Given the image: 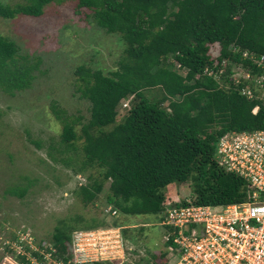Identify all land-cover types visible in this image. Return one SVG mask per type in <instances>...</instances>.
Instances as JSON below:
<instances>
[{
  "label": "trees",
  "instance_id": "obj_1",
  "mask_svg": "<svg viewBox=\"0 0 264 264\" xmlns=\"http://www.w3.org/2000/svg\"><path fill=\"white\" fill-rule=\"evenodd\" d=\"M68 1L74 0H25L15 6L0 0V18L41 17L48 5ZM76 1L78 9L92 12L99 27L125 42L118 67L110 74L85 66L76 71L80 92L91 103L88 122L77 119L85 156L79 171L103 170L101 181L80 188L83 202L93 203L105 182L110 184L108 204L126 216L161 219L167 188L187 182L194 205L247 201L245 180L220 168L215 154L226 133L264 129V108L254 115L258 102L236 89L221 88L202 73L213 64L215 46L219 61L241 62L244 52L264 54V0ZM20 60L28 57L19 56L15 42L0 35V88L10 95L26 89L33 78L32 68ZM155 89L160 96L149 98L145 92ZM126 101L129 111L117 123L118 108ZM52 111L63 122L61 141L71 149L78 139L74 123L55 104ZM104 226L94 223L84 230ZM74 231L56 229L52 242L59 252H68ZM127 233L125 229V237L137 243ZM155 260L149 256L145 262Z\"/></svg>",
  "mask_w": 264,
  "mask_h": 264
},
{
  "label": "rangeland",
  "instance_id": "obj_2",
  "mask_svg": "<svg viewBox=\"0 0 264 264\" xmlns=\"http://www.w3.org/2000/svg\"><path fill=\"white\" fill-rule=\"evenodd\" d=\"M6 5L25 0H1ZM0 35L15 42L20 60L32 68V81L10 95L0 88V264H21L15 250L17 241L30 234L37 242L52 241L57 228L84 230L94 223L108 227L114 223L128 227L127 239L133 258L167 264L166 230L155 215L111 217L107 196L109 183L97 199L83 202L80 188L101 181L103 170L86 168L80 172L85 156L81 125L91 117V103L80 92L76 74L80 66L110 74L118 67L125 42L118 34L99 27L88 9H78L77 1L52 3L41 17L19 14L0 18ZM219 47L213 48L217 54ZM151 99L160 96L155 89L146 91ZM55 104L69 122L74 123L78 139L67 149L62 143L63 122L52 111ZM130 108H118L117 123ZM76 122V123H75ZM109 126L107 130L112 129ZM24 195L21 196V194ZM193 199L191 182L173 184L166 200ZM139 228L143 232L138 231ZM130 235V236H129ZM16 240V242H15Z\"/></svg>",
  "mask_w": 264,
  "mask_h": 264
},
{
  "label": "built area",
  "instance_id": "obj_3",
  "mask_svg": "<svg viewBox=\"0 0 264 264\" xmlns=\"http://www.w3.org/2000/svg\"><path fill=\"white\" fill-rule=\"evenodd\" d=\"M218 57V52L213 55V64L202 76L258 102L252 110L258 114L264 108V54L244 52L241 62L219 61ZM123 106H129V101ZM215 161L227 173L245 180L248 199L220 207L194 205L191 199L185 200L187 205L167 201L160 223L166 230L167 264H264V129L226 133L217 144ZM106 212L111 217L121 214L114 207ZM125 229L111 225L76 230L65 254L52 241L36 243L28 233L17 241L15 250L13 246L9 250L22 257L21 264H140L133 258Z\"/></svg>",
  "mask_w": 264,
  "mask_h": 264
}]
</instances>
